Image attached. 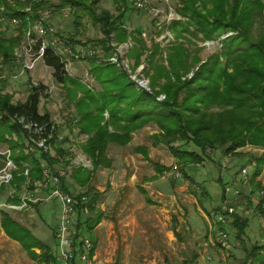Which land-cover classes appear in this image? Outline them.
Listing matches in <instances>:
<instances>
[{"label": "trees", "instance_id": "1", "mask_svg": "<svg viewBox=\"0 0 264 264\" xmlns=\"http://www.w3.org/2000/svg\"><path fill=\"white\" fill-rule=\"evenodd\" d=\"M83 1L86 4L78 5L79 12L74 13L75 33L84 17L103 33V37L96 41L101 43L107 59L97 61L95 55L88 58L91 59L90 74L98 88L90 89L81 79L64 74L60 58L51 50L45 52L43 59L53 69L54 78L66 89L68 103L74 106L76 120L72 121V127L78 134L87 136L79 147L92 161V169L73 164L69 150L62 145L56 146L59 126L51 120L48 111L41 114L38 109L46 86H32L24 101L13 103V93L5 91L6 82L1 78L0 143L7 146L9 155L0 154V158L4 163L10 159L15 168L11 171L9 183H0V192L8 185L14 190L8 198L10 203H18V194L25 190L33 194L39 191L36 184L43 178L44 169L50 167L53 170L56 165L61 169L70 166V171L66 170L67 176L61 177L65 190L74 194L66 185L69 178L78 186H87L83 193L91 195L93 189L90 190L88 185L93 171L111 164L108 144L125 146L132 140L134 131L149 123L159 129L150 138L155 144L165 145L182 165L203 162L207 149L225 147L223 154L244 157L246 154L238 152L237 148L247 144L264 147V18L261 14L264 0H181L178 13L187 20L176 21L169 26L176 36L166 46L167 65L158 59V53L163 50L161 43L153 41L152 50L148 49L142 42L143 31L136 28L140 39L126 55L128 59H134L130 73L109 59L115 49L111 41L120 44L128 36L123 22L131 8L126 0L115 2V6L120 7L117 15L100 9L99 0ZM258 16L262 18L259 19L261 31L255 36L253 26ZM198 34L202 41L228 35L220 39V48L202 62L198 50L193 51L189 46L192 44L190 37L199 38ZM21 36V31L11 39L0 36V64L9 61ZM146 51L150 53L145 58L148 66L143 75L149 80V88H139L131 75ZM160 57L164 58L163 55ZM30 123L38 127L47 124L46 130L36 133L34 127L24 126ZM31 138L35 142L45 138L47 149L38 146ZM63 139L62 144L68 141L64 136ZM29 147L33 149L28 150ZM51 147H55V154H52ZM141 149L147 156V150ZM250 157L249 161L257 164L253 174L257 177L264 166V154ZM155 167L156 174L150 179H157L167 169L158 164ZM99 197V192L90 196V213L79 218L78 250L80 238L86 233L91 235L102 218L96 211ZM38 203L30 202V205L37 210ZM259 209L264 211L261 207ZM233 216L239 237L244 234L248 220L241 219L238 214ZM0 224L8 237L20 241L36 256L30 249L39 243L24 224L3 210L0 211ZM91 239L93 243L92 236ZM40 247L51 252L43 244ZM92 254L93 251L90 256ZM244 258V264H264V243H253L250 249H246ZM53 262L57 264L54 258ZM190 263L187 260L183 262Z\"/></svg>", "mask_w": 264, "mask_h": 264}, {"label": "rangeland", "instance_id": "2", "mask_svg": "<svg viewBox=\"0 0 264 264\" xmlns=\"http://www.w3.org/2000/svg\"><path fill=\"white\" fill-rule=\"evenodd\" d=\"M39 2L40 0H0V5L11 11L20 10L18 12H21L25 8L39 6ZM153 2H157L156 7L166 8V10L167 4L175 8L177 15L174 14V17L176 18L162 27L155 26L150 24V15L139 13V16L137 12L129 10L125 15L127 19L123 22L128 33L126 40L120 44L114 40L111 41V45L115 47L113 56L117 54L115 57L119 59V64L129 73L134 59H128L126 55L140 39V35L135 31L136 28L145 31V35L141 34V37L148 49L152 50L153 41L161 43L163 50H160L158 54L163 55L164 58L162 59L159 55L158 59L167 65L166 46L174 41L176 36V32L169 26L173 22L187 20L185 16L178 13L177 8L181 4L179 0L164 2L153 0ZM47 3L57 10H62L63 7L72 9L67 17L59 13H55L54 17V23L59 27L60 38L63 39L62 43L65 46L69 45L72 50L89 46L94 50L97 61L107 59L101 43L96 41L103 37V33L98 26L93 25L90 19L84 17L77 34L75 33L74 13L79 12L78 5L86 4L83 0H48ZM98 6L100 9L109 10L114 15L120 12V7L115 6V0H99ZM261 14L264 18V10ZM262 18L258 16L254 23L255 36L261 31L259 19ZM227 35L213 41H202L201 35L198 34L199 38L190 37L192 44L189 46L193 51L198 50L203 62L220 48V39ZM0 36L2 39H11L5 32H0ZM111 36L113 37V34ZM21 42L23 41L20 38L14 48L22 46ZM149 53L150 51H146L142 55L140 65L131 75L136 81H143L138 84L139 88H149V80L143 75L144 69L148 66L145 58ZM10 59L12 61L13 56ZM90 60L86 57L74 64L75 79H85V70L90 72ZM11 61L0 64V79L6 82L5 91L13 93L12 102L26 99L29 84L32 81L46 86L40 97L39 112L42 114L48 111L51 118L59 125L58 134L68 140L63 145L73 155L72 163L82 164L92 169V161L80 150L81 141L75 139L79 136H71L74 133L69 117L75 113L74 106L68 103L66 89L53 77V69L48 65L46 67L43 61H39L33 70L16 77L14 68L17 65L15 64L14 67L15 62ZM94 84L97 89L98 84L95 80ZM154 130L159 131L155 124L149 123L134 131L133 133L139 134L136 142L143 145L146 143L151 147L150 136L152 132V134L155 133ZM76 140H79L78 144L75 143ZM62 143L57 141L56 146ZM72 143L76 144V148ZM160 147L159 150H147V156L143 150H133L132 146L125 147L124 150L120 147H117L118 150H107L108 157L111 159L110 166L99 167L93 171L88 186L90 190L93 189L91 195L95 192L100 194L96 205L99 210H102L103 213L99 211V215L104 218V221L98 228L93 229L91 235L87 233L84 235L90 239L92 236L94 240L92 264H183L186 260L191 262L190 264H244L246 249H250L253 243H264V211L261 212L259 209L260 207L264 209L262 204L264 201H261L264 198L261 194V191H264V185H260L259 189L254 191L251 190L254 194L250 192L251 186L256 188L254 183L257 177L252 174L257 164L249 161L250 156L258 157L264 154V147L247 144L237 148L238 152L246 154L244 157L230 153L223 154L225 147L207 149L203 162L197 164L189 162L186 165H182L165 145ZM54 148L50 149L52 154H55ZM6 152L7 146L0 143V154ZM7 163L8 161L4 163L0 158V175ZM156 164L167 167V171L164 170L157 179H150L156 174ZM54 168L60 169L61 166L56 165ZM243 168L247 169V176L242 174ZM62 169L69 172L70 166ZM67 179L66 185L74 193H83L86 190L87 186H78L71 179ZM226 188H229V191H226ZM13 191L8 185L0 192V211L8 212L24 224L39 244L32 245L30 249L35 253L36 256H34L23 247L20 241L8 237L0 224V264H54L53 258L56 259L57 254L55 233L61 212L59 203L49 198L47 191L40 190L35 194L41 198L38 201L37 210L32 205L23 210L12 209L6 204L10 203L8 198L13 195ZM225 205L234 206L236 213L233 215L238 212L241 219H246L243 217L246 212L251 214V220H248L243 235L238 237L236 226L233 224L234 216L225 214ZM239 206L243 207L240 211ZM220 214L226 215L225 225L216 221ZM218 229L228 233L226 247H221L218 242ZM40 244L49 247L51 252L47 249L43 250ZM43 255H45L44 259ZM74 264L81 263L75 261Z\"/></svg>", "mask_w": 264, "mask_h": 264}, {"label": "built area", "instance_id": "3", "mask_svg": "<svg viewBox=\"0 0 264 264\" xmlns=\"http://www.w3.org/2000/svg\"><path fill=\"white\" fill-rule=\"evenodd\" d=\"M47 1L48 0H40L39 6H31L21 10V12H18L20 10L11 11L3 5H0V32L9 34L8 38L17 36L19 31L22 33L21 40L23 42L20 44L22 46H16L14 48L12 55L13 60L11 61L10 59L12 63L13 61L15 62L13 63L14 67L15 64L17 65L14 68L16 69L14 75L16 77L22 76L26 71L33 70L39 61L44 62L43 58L45 52L47 50H51L60 58L63 73L72 78H76L74 74V64L83 58L94 56L95 52L89 46H83L80 50H72L69 48V45L65 46V44L62 43L63 39L61 40L60 38L61 33L59 31V27L56 23H54L55 13L63 14L67 17L72 12V9L70 7H63L62 10H57L53 7V5H49ZM118 1L119 0H115L116 4ZM161 1L164 2L168 0ZM126 2L128 7L131 8L133 12L135 11L138 14L150 15V24L155 26L162 27V25H166L176 18L174 17V14L177 15L175 8H172L169 4H167L168 9L166 10V8L156 7L157 2L154 3L153 0H126ZM180 2L181 0H179V4ZM142 34L145 35V31H143ZM116 55L117 54H115V56ZM115 56L111 57L112 62L117 63V65H121ZM44 65L48 67L45 63ZM85 71V79L81 80L88 88L96 89L94 79L91 77L92 75H90L89 71ZM136 82L141 84L143 81ZM39 85L40 83L32 81L31 84H29V89L32 88V86ZM105 115L106 117L108 116L107 113ZM69 118L71 121L76 120L75 113H72ZM51 120L55 123L52 118ZM20 122H23V120L20 119ZM24 126L28 128L34 127V131L36 133H41L46 130L47 124L44 127H38L36 124L32 123L25 124ZM56 135L58 141L63 140V136H60L58 132ZM51 136L52 135H49V137ZM31 140L34 141L33 138H31ZM45 141V138H41L34 142L38 146L47 149ZM32 149V147L28 148V150ZM6 153L9 155L8 149ZM7 161L8 163L0 175V183H9L12 179L11 171L15 168V165L10 159ZM65 171L66 170L61 168L52 170L50 167H46L43 172V178L36 184L39 191L46 190L49 194V198L55 199L60 205V220L55 233L57 240L56 262L57 264H74L75 261H79L81 264H92L93 257L90 256V253L92 252L93 244L91 239L83 236L80 238V249L78 250V247L76 246V242L78 241L77 236L80 230L79 218L89 215L90 210L88 202L90 200V196L86 193L72 194L65 190L61 183V177L67 176L68 172ZM25 173H27V171ZM242 174L247 176L246 168L242 169ZM226 191H229V188H226ZM35 194L26 190L23 195H20L18 203H7L6 206L16 210L27 209L30 206V202H37L41 199ZM261 194L264 196V191H261ZM225 208V214L227 215H233L236 213L234 206L225 205ZM216 221L217 223L225 225L227 222L226 215H218ZM217 239L221 247H226L228 245L227 231L218 229Z\"/></svg>", "mask_w": 264, "mask_h": 264}, {"label": "crops", "instance_id": "4", "mask_svg": "<svg viewBox=\"0 0 264 264\" xmlns=\"http://www.w3.org/2000/svg\"><path fill=\"white\" fill-rule=\"evenodd\" d=\"M72 132L74 133V134H72L71 136L72 137H77V136H79V138L77 137V138H75V139H79L81 142H83L86 138H87V136L86 135H82V134H78L77 133V130L75 129V128H72ZM154 132H155V130H154ZM76 133V134H75ZM153 133V132H152ZM151 133V134H152ZM138 133L137 132H135V133H133V138H132V140L128 143V144H126L125 146H120V145H116V144H112V143H110L109 145H108V147H107V150H118V148L117 147H120V148H122V150H124L125 149V147H128L129 148V146H132V149L133 150H143V149H141V148H144V150H159V148L161 149V147H160V145H163V144H155L154 143V141L150 138V140H151V147H149L146 143H145V145H143L142 143H137L136 142V139L138 138ZM64 140V139H63ZM79 140H76V144H78L79 143ZM63 142V141H62ZM80 142V143H81ZM67 142H65L64 143V145L66 144ZM75 143H72V145L73 146H75V148H76V144ZM63 144H62V146L63 147H65ZM70 145V144H69ZM69 145H67V147L69 146ZM61 146V145H60ZM166 147V146H165ZM66 148V147H65ZM167 148V147H166ZM131 149V148H130ZM168 149V148H167ZM80 150H81V148H80ZM254 172V171H253ZM252 172V173H253ZM253 175V174H252ZM262 177H264V171H261V173H260V175L259 176H257V178H256V181H255V183H254V187L256 186V188H253V186H251V188H250V192H252L251 190H253L254 191V189H259V187H260V185H264V179H262ZM250 183L252 184V181H253V178L251 177V179H250ZM258 192V191H257ZM259 193V192H258ZM252 194H254V192H252ZM258 198V197H257ZM260 200V199H259ZM261 200H264V198H262ZM258 204V203H257ZM96 207H97V205H96ZM243 209V207L242 206H239V208H238V210L240 211V210H242ZM97 211L99 212L100 211V213H103L102 212V210H99V208L97 207ZM247 213V214H246ZM244 215H243V217H246V219L247 220H251V214H249V212H246ZM237 214H238V212H237ZM103 221H104V218L102 217L101 218V220H100V222L99 223H97L96 224V226L94 227V229H96V228H98L102 223H103ZM248 221V222H249Z\"/></svg>", "mask_w": 264, "mask_h": 264}]
</instances>
